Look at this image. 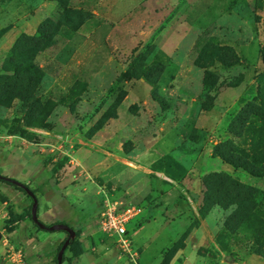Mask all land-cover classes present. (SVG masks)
<instances>
[{
	"label": "rangeland",
	"instance_id": "374dc122",
	"mask_svg": "<svg viewBox=\"0 0 264 264\" xmlns=\"http://www.w3.org/2000/svg\"><path fill=\"white\" fill-rule=\"evenodd\" d=\"M263 95L264 0H0V174L79 232L63 264H161L200 226L209 264H264ZM105 194L140 208L137 262L98 228ZM32 204L0 179V264H57L68 233Z\"/></svg>",
	"mask_w": 264,
	"mask_h": 264
},
{
	"label": "crops",
	"instance_id": "0c3cea01",
	"mask_svg": "<svg viewBox=\"0 0 264 264\" xmlns=\"http://www.w3.org/2000/svg\"><path fill=\"white\" fill-rule=\"evenodd\" d=\"M147 151V150H146ZM144 150H137V154L136 159L137 160H142V162L140 163H136V172L137 173H141L143 175H148V176H152L151 173L149 172H153L154 170L151 168L152 163L154 162V160L150 159L148 156H146ZM161 176H163V173H159ZM158 174V175H159ZM145 177V176H144ZM152 178L151 180L153 181L152 183H150L149 187H152L153 185H155L156 187H160L161 185H163L164 179H158L155 177H150ZM164 178V176H163ZM175 187V186H174ZM168 198V203H170V196L171 198L175 197V190L169 188L167 195ZM173 203V201H172ZM168 205V204H167ZM167 213L169 215L172 216V218L170 219V224L171 222L174 223L175 220H182L185 221L186 220V215L183 213L181 214H175V213H171L170 212V204L167 207ZM157 214H155L154 218H156ZM175 219V220H174ZM154 219H152L151 221L147 222L146 224L149 225ZM169 220V219H168ZM87 230H84V232L81 233L82 236H87L88 233L86 232ZM202 231V226H200L198 229L194 230L190 236L188 237V239L186 240V245L181 248L175 255L174 257L171 259L170 264H209V256L211 255V252H204V253H200V249L204 246H206L211 238H207L204 233L202 232L200 234V232ZM90 234L93 235V232H89ZM154 235L155 233L150 232L148 233L146 236H140L139 241L141 242V244L144 242H148L154 239ZM176 235H170V238L173 240L175 238ZM144 252L142 255V258H144V256L149 252V250L147 249V247L143 248ZM157 256H161L157 255ZM155 256V260L158 259V257ZM82 257V258H81ZM84 255H81L80 258L81 260L83 259ZM180 257H182V260H180ZM231 255H227L225 254L224 256H221L218 264H234V261L231 259ZM145 261V260H144ZM159 261V259H158ZM156 261V263L158 262ZM146 262V261H145ZM254 262V259L251 260H247V264H251ZM260 263V262H259Z\"/></svg>",
	"mask_w": 264,
	"mask_h": 264
},
{
	"label": "built area",
	"instance_id": "2783aa9c",
	"mask_svg": "<svg viewBox=\"0 0 264 264\" xmlns=\"http://www.w3.org/2000/svg\"><path fill=\"white\" fill-rule=\"evenodd\" d=\"M101 206L98 214L99 230L114 236L117 244L137 262L135 257L138 252L133 250V240L128 226L131 220L139 214L140 208L131 204L121 205L106 194Z\"/></svg>",
	"mask_w": 264,
	"mask_h": 264
},
{
	"label": "water",
	"instance_id": "95a60500",
	"mask_svg": "<svg viewBox=\"0 0 264 264\" xmlns=\"http://www.w3.org/2000/svg\"><path fill=\"white\" fill-rule=\"evenodd\" d=\"M0 177H3L6 180H9V181L13 182L14 184H17L18 186L24 188L26 190V192L33 198L32 212H31L32 213V219L38 226H40L42 229H46L48 231L63 230V231H66L68 233V237L66 238V240L62 244V246L58 252V255H57V264H63L64 253H65L67 247L69 246L71 240L76 236V230L66 223L57 222V223H54L51 225H47L44 222H42L38 217L39 200H38V197L36 196L35 192L29 186H27L25 183L21 182L20 180H18L16 178L6 176V175H2V174H0Z\"/></svg>",
	"mask_w": 264,
	"mask_h": 264
},
{
	"label": "trees",
	"instance_id": "16d2710c",
	"mask_svg": "<svg viewBox=\"0 0 264 264\" xmlns=\"http://www.w3.org/2000/svg\"><path fill=\"white\" fill-rule=\"evenodd\" d=\"M261 99L262 100H264V95L263 96H261ZM230 164H233L234 166H236V167H241V168H243V169H245L247 172H249L250 174H252V175H254V176H261L260 174H257L254 170H253V168L250 166V165H253V166H255V163L254 162H252V161H250L249 160V158H242V157H240V158H236V157H233V158H231V159H229V160H227ZM160 163V165H161V162H159ZM164 167H166V166H164ZM167 171H168V173H170V170H168L167 169ZM0 179L3 181V182H5V183H7V184H12V185H15L17 188H20V189H23V190H25L24 188H22V187H20V186H18L17 184H14L13 182H11V181H9V180H6L5 178H3V177H0ZM26 191V190H25ZM31 217H32V213H31ZM41 228V227H40ZM42 229V228H41ZM191 231V228H189L187 231H186V236L189 234V232ZM76 234L78 235L79 234V232L76 230ZM68 237V236H67ZM66 240V239H65ZM64 240V241H65ZM64 241L61 243V245H60V247H59V250H60V248H61V246H62V244L64 243ZM72 243V242H71ZM176 251L177 250H175V252L169 257V259L166 261V260H164V261H162V263L161 264H169L170 263V261H171V259L174 257V255L176 254ZM78 254L77 255H79L80 253H82V250H79L78 252H77ZM63 260H64V258H63Z\"/></svg>",
	"mask_w": 264,
	"mask_h": 264
}]
</instances>
